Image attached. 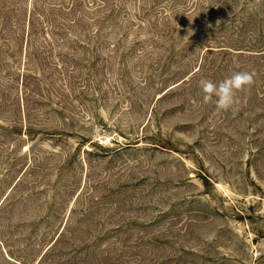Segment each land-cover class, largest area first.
<instances>
[{
  "label": "rangeland",
  "instance_id": "374dc122",
  "mask_svg": "<svg viewBox=\"0 0 264 264\" xmlns=\"http://www.w3.org/2000/svg\"><path fill=\"white\" fill-rule=\"evenodd\" d=\"M0 264H264V0H0Z\"/></svg>",
  "mask_w": 264,
  "mask_h": 264
},
{
  "label": "clouds",
  "instance_id": "9594fccd",
  "mask_svg": "<svg viewBox=\"0 0 264 264\" xmlns=\"http://www.w3.org/2000/svg\"><path fill=\"white\" fill-rule=\"evenodd\" d=\"M255 73L241 71L225 77L219 82L203 78L199 87L204 103H214L218 111H227L237 103L236 93L251 86Z\"/></svg>",
  "mask_w": 264,
  "mask_h": 264
}]
</instances>
